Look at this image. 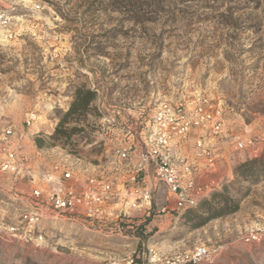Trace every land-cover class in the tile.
<instances>
[{"label":"rangeland","instance_id":"obj_1","mask_svg":"<svg viewBox=\"0 0 264 264\" xmlns=\"http://www.w3.org/2000/svg\"><path fill=\"white\" fill-rule=\"evenodd\" d=\"M0 9L10 17L0 24V160L11 127L25 135L22 153L42 151L35 166L57 161L122 177L130 166L115 146L131 121L143 125L164 101L204 95L223 116L225 177L215 191L227 208L239 205L199 227L186 211L162 228V204L173 199L161 186L149 215H68L29 227L22 215L31 182L0 171V264H191L198 246L211 251L200 264H264V0H0ZM82 85L96 91L91 109L64 124L70 137L54 141ZM253 161L248 177L236 173ZM251 231L259 239L245 241Z\"/></svg>","mask_w":264,"mask_h":264},{"label":"built area","instance_id":"obj_2","mask_svg":"<svg viewBox=\"0 0 264 264\" xmlns=\"http://www.w3.org/2000/svg\"><path fill=\"white\" fill-rule=\"evenodd\" d=\"M0 24L3 27L10 24V17L2 9ZM222 130V109L208 97L202 95L193 102L164 101L143 125H138L137 119L132 120L126 131L127 141L115 146L119 159L129 162L126 175L112 179L56 162L51 168L40 166L36 179L33 164L39 150L35 155L22 153L24 133L8 127L3 131L0 171L31 182L24 193L29 207L22 215L29 227L44 219L68 215L97 221L131 220L130 212L135 209L149 215L161 186L168 198L173 199V210L179 220L184 212L196 209L202 199L222 186L225 175L220 170L217 145ZM235 147L244 148V142H236ZM243 239L257 240L259 232L251 231ZM210 254L206 246H198L187 261L200 264ZM133 262L130 258L126 263Z\"/></svg>","mask_w":264,"mask_h":264},{"label":"trees","instance_id":"obj_3","mask_svg":"<svg viewBox=\"0 0 264 264\" xmlns=\"http://www.w3.org/2000/svg\"><path fill=\"white\" fill-rule=\"evenodd\" d=\"M96 91L87 88L85 85L78 87L76 89L73 101L71 102L69 108L64 113L63 118L60 120L56 133L52 136L54 141L60 140V138H68L70 137V133L68 129L62 130L64 124L68 123L70 120L80 121L83 116H85L88 111L91 109L92 103L95 100ZM73 130V129H72ZM58 136H60L59 139ZM36 142L38 145L42 146V141L37 139ZM253 162H245L239 165L236 168V173H239L242 176H249L252 172L249 170V165ZM251 172V173H250ZM217 200L219 205H214L213 201ZM227 198L221 192L214 191L211 195L210 199H202L199 203V207L204 209L203 212H188V220H194L192 226L199 227L206 224L209 220L213 218H217L227 213H231L236 211L239 208L238 203H234L232 207H226ZM191 215V216H190Z\"/></svg>","mask_w":264,"mask_h":264},{"label":"crops","instance_id":"obj_4","mask_svg":"<svg viewBox=\"0 0 264 264\" xmlns=\"http://www.w3.org/2000/svg\"><path fill=\"white\" fill-rule=\"evenodd\" d=\"M7 32H9V30H7ZM39 153H42V151H39ZM57 161H53V162H49L48 164H45L44 163V166L42 165V167L44 168H51L52 167V165L54 164V163H56ZM38 171H39V167L36 165H33V173H35V175H37L38 174ZM30 189V188H29ZM28 189V190H29ZM27 190V191H28ZM167 207H169L168 205H163L162 204V211L164 212L163 214H161L160 215V220H159V224H158V226L159 227H161L162 226V228L163 227H167V226H169V225H171V224H174V223H176V221H177V219H176V215H175V212H174V210H173V207H169V209L166 211V208ZM166 211V212H165ZM130 214H131V216L133 217V218H139V216H142L143 215V211L142 210H137V209H135V210H132L131 212H130ZM162 228H160V230H162Z\"/></svg>","mask_w":264,"mask_h":264}]
</instances>
